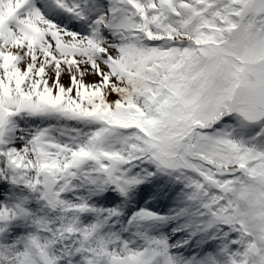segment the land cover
I'll return each mask as SVG.
<instances>
[{
    "label": "snow or ice",
    "instance_id": "6c2138e0",
    "mask_svg": "<svg viewBox=\"0 0 264 264\" xmlns=\"http://www.w3.org/2000/svg\"><path fill=\"white\" fill-rule=\"evenodd\" d=\"M0 264H264V0H0Z\"/></svg>",
    "mask_w": 264,
    "mask_h": 264
}]
</instances>
